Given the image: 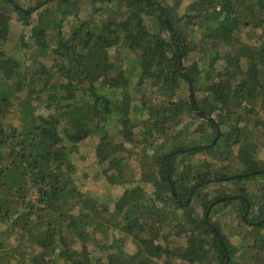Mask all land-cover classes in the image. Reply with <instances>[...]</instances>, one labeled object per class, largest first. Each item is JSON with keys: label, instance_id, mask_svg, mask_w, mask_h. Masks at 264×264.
Wrapping results in <instances>:
<instances>
[{"label": "trees", "instance_id": "trees-1", "mask_svg": "<svg viewBox=\"0 0 264 264\" xmlns=\"http://www.w3.org/2000/svg\"><path fill=\"white\" fill-rule=\"evenodd\" d=\"M76 1L89 12L0 0V226L13 235L0 264H264V187L253 205L238 184L264 177V0ZM3 4L30 29L10 48ZM109 8L101 23L82 18ZM94 135L105 179L127 185L112 206L76 184L71 156ZM142 155L151 168L128 186ZM224 178L233 193H201ZM230 203L251 227L245 249L209 216ZM103 230L119 236L90 249Z\"/></svg>", "mask_w": 264, "mask_h": 264}, {"label": "rangeland", "instance_id": "rangeland-1", "mask_svg": "<svg viewBox=\"0 0 264 264\" xmlns=\"http://www.w3.org/2000/svg\"><path fill=\"white\" fill-rule=\"evenodd\" d=\"M22 3L25 2V0H17ZM73 5L71 6L74 11H77L78 13L82 14L85 12H89L87 3L86 2H81L79 4V1L72 0ZM191 0H183V6L188 4ZM165 2L169 3L168 0ZM55 4H52L51 7H54ZM3 10L6 13H9L11 16L10 20V25H11V38H10V43L7 48H10L12 45L16 44L17 40L23 34L27 35L29 33V27H22L20 22H17L16 20V13L12 11V6H9L7 4H3ZM113 10L112 9H106L103 10L102 12L99 13L96 17H92L91 15L89 16H84L82 18L84 19H89V18H95L97 23H101L102 21L106 20L109 16H111ZM35 15V14H34ZM73 19V16L70 17V21ZM71 21L70 23H65L63 26V30L65 34H68L70 31V27L76 22ZM148 27L155 31L156 27L152 23V21H147ZM243 40L247 42L253 41L251 36L249 34H243ZM113 51V50H111ZM114 52V51H113ZM199 54L194 53V57L198 58ZM37 58L41 60H45L46 63H50L51 60L50 58L41 57L38 56ZM202 61H200V64ZM220 66V65H219ZM203 68V66H202ZM185 93H187L185 91ZM211 120H213L214 115H208ZM201 119H197V121H200ZM193 121V120H191ZM196 123V122H195ZM194 124V123H192ZM98 138L96 135L87 138L86 140L80 142L78 144V151L74 154H72V162L75 165L77 172L75 173V178H76V184L81 187V190L84 192H88L92 196H96L99 199L103 201H107L110 206H112V202L114 199L119 197L121 193L123 192L124 188L127 185H117V184H110L104 177V175L101 172V168L99 167L98 164H96V157H95V151H96V145H97ZM165 149L163 151L169 150L171 145L168 143L165 145ZM150 152H145V154L148 155ZM204 154L202 153H197L194 158L197 157H203ZM132 162L131 164L135 167V172L133 175V182L128 184V186L136 185L138 184V179H140L141 175L146 174L148 172V169L151 168V165H146L144 161L146 160L147 156H140L142 159L141 161H137L135 156H132ZM256 157L257 159L263 164L264 166V143L260 144V147L258 148L256 152ZM233 171L238 172L240 169L239 163L233 161ZM139 184H142L145 189L148 192L153 191V185L151 183H141L139 181ZM238 184L242 187L245 188L247 193L250 195L253 205L258 203V199H255L257 197L259 190L261 187H264V177L259 176L255 177L254 179H248V180H241V182H238ZM221 190L227 191V193H233L236 188H235V183H227L226 178L220 180V181H215V182H209V185L206 186L204 189H202L201 193H207L208 198H212L217 193H220ZM191 208V207H190ZM235 210H234V209ZM255 207H253V210ZM112 210V207H111ZM181 213V211H179ZM194 213L201 216L203 215V211L201 208V205H199L198 202L195 203L194 206ZM211 221L213 223H217L220 228L221 232L224 235L226 239H228V242L233 244L234 246H240L241 244L244 245L242 249H245V244H249V242L252 240L251 238H245L244 233L249 232L251 230V227L240 220V214L237 212V203H230L226 207H220L219 209H215L209 214ZM5 228L0 226V239L4 240L5 242H9L10 239L13 238V235L7 233L4 231ZM113 236L117 237L119 236L118 232L115 230H103L102 233L97 231V234L95 235V239L93 240L92 244L93 246L90 247V249L97 251V248L99 249V246H101V238H112ZM175 238V237H173ZM174 245H179V244H184V239L180 238L178 240H174L172 242ZM134 251L133 246H129V252L132 253ZM246 259V258H245ZM58 264H64L63 261H59ZM154 264H162L161 261H157ZM174 264H188L187 262H182V261H176ZM203 264H215L214 262L210 263H203Z\"/></svg>", "mask_w": 264, "mask_h": 264}, {"label": "water", "instance_id": "water-1", "mask_svg": "<svg viewBox=\"0 0 264 264\" xmlns=\"http://www.w3.org/2000/svg\"><path fill=\"white\" fill-rule=\"evenodd\" d=\"M180 65H181V62H180ZM196 111H197V113H199V114L203 115L204 117H206L207 119L211 120V118L205 112L199 111L198 109H196ZM169 184H170L171 193H172L173 196H175V192H174L173 186L171 185V183H169ZM214 232H215V235L218 238V240H221L220 239L221 238L220 235L216 231H214Z\"/></svg>", "mask_w": 264, "mask_h": 264}, {"label": "flooded vegetation", "instance_id": "flooded-vegetation-1", "mask_svg": "<svg viewBox=\"0 0 264 264\" xmlns=\"http://www.w3.org/2000/svg\"><path fill=\"white\" fill-rule=\"evenodd\" d=\"M248 208H249V205H247V210H248Z\"/></svg>", "mask_w": 264, "mask_h": 264}]
</instances>
